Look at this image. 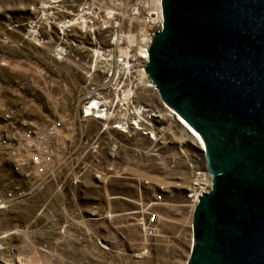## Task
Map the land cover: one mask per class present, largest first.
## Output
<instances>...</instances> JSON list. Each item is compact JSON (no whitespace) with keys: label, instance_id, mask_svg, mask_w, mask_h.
Masks as SVG:
<instances>
[{"label":"rangeland","instance_id":"obj_1","mask_svg":"<svg viewBox=\"0 0 264 264\" xmlns=\"http://www.w3.org/2000/svg\"><path fill=\"white\" fill-rule=\"evenodd\" d=\"M83 3L93 12L81 19ZM137 4L0 0V113L10 106L21 120L38 128L56 124L69 136L64 152L19 169L0 147L1 262L186 264L195 207L187 192L194 172L205 168L200 144L183 137L176 110L149 78L150 85L137 84L133 103L156 114L154 138L147 129L117 130L103 119L108 112L83 113L99 93L91 87L104 79L91 69L96 53L112 46L114 33L138 41L155 29L145 26ZM58 48L65 52L60 58Z\"/></svg>","mask_w":264,"mask_h":264},{"label":"water","instance_id":"obj_2","mask_svg":"<svg viewBox=\"0 0 264 264\" xmlns=\"http://www.w3.org/2000/svg\"><path fill=\"white\" fill-rule=\"evenodd\" d=\"M162 10L146 66L160 98L203 136L207 154L211 142L216 161L232 160L245 178H257L208 169L212 189L197 207L218 210L225 248L212 264H264V205H255L264 194V0H163ZM236 127L257 138L242 151L225 134ZM235 199L253 201L242 224Z\"/></svg>","mask_w":264,"mask_h":264},{"label":"built area","instance_id":"obj_3","mask_svg":"<svg viewBox=\"0 0 264 264\" xmlns=\"http://www.w3.org/2000/svg\"><path fill=\"white\" fill-rule=\"evenodd\" d=\"M113 1H116L117 5H121L122 1L124 2L126 0ZM137 3L136 9H139L140 7L138 5H141L145 10L143 14L145 26H150V29L155 26L154 31L150 32L149 30L146 34L150 37L146 47L148 53L144 55L140 52L139 42L142 38L140 40L138 39L136 43H133V46H127L126 36L114 33L111 37L112 46L99 50L102 55L100 52L96 53L99 60L97 59L91 65V69H94L96 66V70L103 74L104 79L99 88L96 86L91 87V90L97 91L98 89L99 93L95 92V98L86 101L83 113L85 117L91 116L86 115L85 107H91L92 101L95 99L104 107L102 110L108 112V115L103 117V119H111L113 127L117 130L128 132L129 130L139 131L147 129L144 133H148L154 138L156 131L151 127L153 126L152 122L156 120V114L151 109L145 108L144 106L138 107L137 103H133V95L135 94L134 90L137 84H141L139 75L142 69L144 73L146 72L143 80L146 81L149 78L146 71V66L149 61V48L153 35L163 28V14L160 23L154 22L155 11L152 10L153 0H137ZM92 9L90 3H83L78 7L77 13L80 17H90L93 12ZM134 14H138L137 10ZM105 22L107 23L108 21L106 20ZM65 25L67 26V24ZM120 45L128 47V56L120 57ZM56 54L60 58L65 52L58 48ZM149 80L151 79L149 78ZM91 94L92 92L88 93L86 98H90ZM0 118V147L7 148L10 151L14 158L15 169L30 164L39 165L44 159V155L49 158L50 155H56L58 152H64L66 150V142L69 141V136L65 133L60 134L56 124L45 128H38L35 125L21 120L17 109L10 106L2 109ZM58 136H60L59 141H57L54 149H52L48 146L49 140ZM194 173L195 179L188 188L187 196L196 204L199 201L198 196H201L202 193L208 191L210 188L211 181L210 174L205 168H202V170L199 169ZM191 242H193V233Z\"/></svg>","mask_w":264,"mask_h":264},{"label":"flooded vegetation","instance_id":"obj_4","mask_svg":"<svg viewBox=\"0 0 264 264\" xmlns=\"http://www.w3.org/2000/svg\"><path fill=\"white\" fill-rule=\"evenodd\" d=\"M219 130H223L220 129ZM225 134L228 138L232 140H236L240 144V151L242 149L247 148L252 140H256V137H253L252 134L247 131L245 128H231L225 129ZM203 137V136H202ZM262 140V138H260ZM211 142H209L210 150L208 154L206 153L207 147L202 148L204 159H205V169L210 174L211 186L208 189L209 192L212 189V179L213 175L209 172L208 169L213 171H225L229 173L230 177L233 179H241V180H252L257 178H245L243 175V170L240 166L234 165L235 163L230 160L228 162H219L215 160L214 152L218 150L216 147L214 150L211 146ZM247 151V150H246ZM264 155L262 156V158ZM204 192V193H206ZM256 200V206L264 205V194L262 192L259 195V199ZM237 204L238 215L236 218L237 223H243L244 220L248 217L249 211L252 209L253 201H250L249 204H241L237 199L234 200ZM199 201L195 204L193 215H192V233H194L193 242L190 247V254L194 252V256H192L191 262H189V258L186 261V264H212L215 259L219 260L220 256L224 253V244L220 237L222 231L223 221L219 215L217 209L208 208L204 203L198 205ZM194 223V226H193ZM235 224V221H234ZM194 227V228H193ZM233 228L235 226L233 225ZM205 240V241H204ZM200 250H203L204 256H202V260H198V256L200 255ZM190 257V256H189ZM219 257V258H218ZM221 260V259H220Z\"/></svg>","mask_w":264,"mask_h":264},{"label":"bare ground","instance_id":"obj_5","mask_svg":"<svg viewBox=\"0 0 264 264\" xmlns=\"http://www.w3.org/2000/svg\"><path fill=\"white\" fill-rule=\"evenodd\" d=\"M162 3H163V0H153V7H152V10L155 11V17L153 18L154 22H159L162 20ZM111 13H113L112 10L110 9H107L106 10V14H109L111 15ZM72 24V23H71ZM69 24V25H71ZM67 24V26H69ZM129 38V39H128ZM150 37L146 34H144V36H142V39L141 41L139 42V49H140V52L144 55H147V50H146V47H147V42H148V39ZM126 39H127V42L129 44H133V43H136V38L135 36L133 35H127L126 36ZM131 42H130V41ZM124 49V50H122ZM100 52V51H99ZM119 52H120V57H125V56H128L129 55V51H128V47L124 48V47H120L119 48ZM101 53V52H100ZM102 55V53H101ZM142 69V68H141ZM140 75H139V80L141 81V84H146V85H150L149 83H147V80L144 81L143 80V77L146 76V72L144 73L143 69L140 71ZM154 86V85H153ZM104 107H102L100 105V103L98 101H96L94 99V101L92 102V106L91 107H88L87 109H85L87 111V115H93L94 113L97 115V117H102L103 116V113L106 112V111H103ZM103 112V113H102ZM172 113L174 114V116L177 118L178 122L180 123V125L182 126L183 128V131H184V134H183V137H191V139H193L194 141H196L198 144H200V146L202 148H205V141L204 139L202 138V136L176 111H172ZM94 114V115H95ZM106 115V114H105ZM139 126V125H138ZM1 262V261H0ZM3 263H7V262H3ZM9 264V263H7Z\"/></svg>","mask_w":264,"mask_h":264},{"label":"crops","instance_id":"obj_6","mask_svg":"<svg viewBox=\"0 0 264 264\" xmlns=\"http://www.w3.org/2000/svg\"><path fill=\"white\" fill-rule=\"evenodd\" d=\"M51 55L54 57L55 56V54L51 51Z\"/></svg>","mask_w":264,"mask_h":264}]
</instances>
